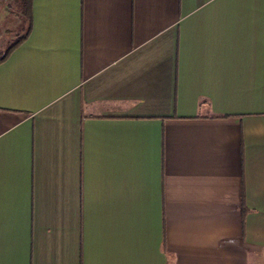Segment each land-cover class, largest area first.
Listing matches in <instances>:
<instances>
[{
  "label": "crops",
  "instance_id": "1",
  "mask_svg": "<svg viewBox=\"0 0 264 264\" xmlns=\"http://www.w3.org/2000/svg\"><path fill=\"white\" fill-rule=\"evenodd\" d=\"M0 264H264V0H32Z\"/></svg>",
  "mask_w": 264,
  "mask_h": 264
},
{
  "label": "rangeland",
  "instance_id": "2",
  "mask_svg": "<svg viewBox=\"0 0 264 264\" xmlns=\"http://www.w3.org/2000/svg\"><path fill=\"white\" fill-rule=\"evenodd\" d=\"M0 7H5L7 14L5 18H0V31L4 34L0 36V53L6 49L8 45L14 42L16 36L24 33V24L19 15L18 0H0Z\"/></svg>",
  "mask_w": 264,
  "mask_h": 264
},
{
  "label": "trees",
  "instance_id": "3",
  "mask_svg": "<svg viewBox=\"0 0 264 264\" xmlns=\"http://www.w3.org/2000/svg\"><path fill=\"white\" fill-rule=\"evenodd\" d=\"M31 1L32 0H18L19 2V15L22 19V22L25 26L24 33L16 36L14 42H12L10 45L6 47L1 53H0V64L4 62L9 54L15 50L28 36L30 30H31ZM245 213V210L243 207H241V216L243 217Z\"/></svg>",
  "mask_w": 264,
  "mask_h": 264
}]
</instances>
